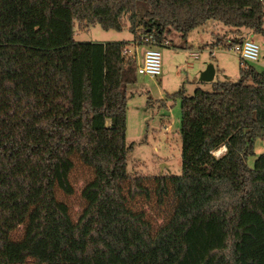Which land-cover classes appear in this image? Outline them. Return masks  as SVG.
Listing matches in <instances>:
<instances>
[{"label":"trees","instance_id":"obj_1","mask_svg":"<svg viewBox=\"0 0 264 264\" xmlns=\"http://www.w3.org/2000/svg\"><path fill=\"white\" fill-rule=\"evenodd\" d=\"M125 18L133 42H185L208 21L264 38L260 0H0V264H264V152L247 163L264 134V69L239 59L236 82L173 95L181 173L155 179L170 213L154 229L128 206L150 195L126 169L128 44L73 40L75 22L120 32ZM75 159L92 179L73 221L57 192L73 193Z\"/></svg>","mask_w":264,"mask_h":264},{"label":"rangeland","instance_id":"obj_2","mask_svg":"<svg viewBox=\"0 0 264 264\" xmlns=\"http://www.w3.org/2000/svg\"><path fill=\"white\" fill-rule=\"evenodd\" d=\"M122 31H105L99 25L80 28L75 22L73 40L78 43H127L126 59L133 60L134 68L141 59L143 48L135 49L133 35L128 30V22ZM215 21H208L188 34L184 42L180 35L171 32L166 35V45L159 48L161 74L156 78L134 73L135 81L125 83L126 92V145H132L127 153V174L130 177H145L144 186L150 195L141 196L128 201V206L135 212H142L146 220L157 229L165 222L170 213L168 201L159 204L154 190L157 187L155 179L160 176H177L181 173V140L179 136L181 124V98L173 96L178 91H184L191 96L196 88L206 92L212 90L213 82H236L239 78V57L229 48H225L239 35ZM234 31V30H233ZM244 38L251 39L260 48L259 63L252 64L260 71L264 63V38L252 31L242 29ZM237 35V36H236ZM216 45V46H215ZM217 45L220 48H217ZM136 51V53H135ZM197 53L194 58L191 54ZM213 65L216 70L212 83L201 82L200 74L207 65ZM220 149L215 154L219 157L224 153ZM264 152L261 140H257L254 156L247 161L253 166L256 158ZM162 166V168H161ZM92 179L91 171L74 160V169L69 176L71 195L57 192V199L68 206L69 214L76 221L84 208L81 199L83 187ZM127 191V185L125 186ZM22 227L12 233L11 238H21ZM26 264H35L29 259Z\"/></svg>","mask_w":264,"mask_h":264},{"label":"built area","instance_id":"obj_3","mask_svg":"<svg viewBox=\"0 0 264 264\" xmlns=\"http://www.w3.org/2000/svg\"><path fill=\"white\" fill-rule=\"evenodd\" d=\"M264 4V0H260ZM135 49L143 48L141 53V59L136 67V73L138 75L148 76L150 78H156L161 74V60L159 48L166 45V41L162 44L156 40L152 35H142L138 41L133 42ZM229 50L236 54L240 60L248 64H258L260 56V48L251 39L243 40L239 44H232ZM127 48L124 50V54H127ZM136 53V51H135ZM192 57H198L197 53L191 54ZM261 143L264 148V134L261 137Z\"/></svg>","mask_w":264,"mask_h":264},{"label":"water","instance_id":"obj_4","mask_svg":"<svg viewBox=\"0 0 264 264\" xmlns=\"http://www.w3.org/2000/svg\"><path fill=\"white\" fill-rule=\"evenodd\" d=\"M214 75H215V68L213 65L209 64V65H207L206 69L203 72H201L199 79L201 82L209 83V82L213 81ZM161 168H162V166H161Z\"/></svg>","mask_w":264,"mask_h":264},{"label":"crops","instance_id":"obj_5","mask_svg":"<svg viewBox=\"0 0 264 264\" xmlns=\"http://www.w3.org/2000/svg\"><path fill=\"white\" fill-rule=\"evenodd\" d=\"M231 32H235V34H237V35H239V38L243 41V40H246L247 38H244V36H243V33L241 32V30H239V31H233V30H231ZM236 35V36H237ZM217 48H220V46L219 45H217ZM264 61V60H263ZM255 65V64H254ZM262 66V68L264 69V63H263V65H261ZM261 71V70H260ZM215 75H216V70H215ZM215 75H214V79H215ZM214 79H213V81H214ZM212 81V82H213ZM212 82H210V83H212Z\"/></svg>","mask_w":264,"mask_h":264}]
</instances>
